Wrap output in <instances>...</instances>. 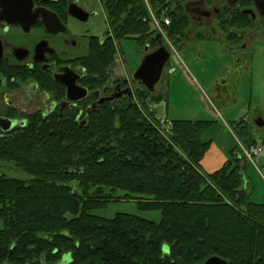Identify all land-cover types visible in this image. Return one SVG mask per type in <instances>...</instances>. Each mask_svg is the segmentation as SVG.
Instances as JSON below:
<instances>
[{
	"label": "trees",
	"instance_id": "obj_1",
	"mask_svg": "<svg viewBox=\"0 0 264 264\" xmlns=\"http://www.w3.org/2000/svg\"><path fill=\"white\" fill-rule=\"evenodd\" d=\"M99 2L113 39L93 52L97 76L115 65L120 41L140 45L159 32L150 12L161 22L169 18V40L188 27L177 0ZM167 96L162 91L157 102ZM210 124L164 126L150 113L106 111L92 114L85 128L52 115L0 132V161L30 176L0 174V264H59L64 255L67 264H202L212 256L264 264V203L242 189L246 160L234 148L218 170L202 169L209 142L201 135ZM234 128L244 145L256 144L248 127ZM115 201L158 210L161 219L91 214Z\"/></svg>",
	"mask_w": 264,
	"mask_h": 264
},
{
	"label": "flooded vegetation",
	"instance_id": "obj_2",
	"mask_svg": "<svg viewBox=\"0 0 264 264\" xmlns=\"http://www.w3.org/2000/svg\"><path fill=\"white\" fill-rule=\"evenodd\" d=\"M177 1L183 3L184 11L187 2L200 1L208 16L185 11L184 36L169 40L165 33H155L138 44L141 59L134 68L117 53L113 68L97 76L91 73L93 52L109 43L113 34L110 26L102 36H95L90 29L80 31L79 26L70 25L73 21L86 26L94 17L86 0H0V119L12 123L8 131L0 132L23 129L32 120L45 121L52 115L85 128L92 114L106 111H134L141 117L150 113L164 125L172 120L167 116L168 103L157 100L163 90L168 95L170 78L183 77L171 58L184 50L193 65L215 58L223 61L208 88L215 94L227 93L230 108H238L241 98L251 97L249 60L256 44L264 41V8L254 0H240L233 6L226 0ZM74 12L84 20L73 16ZM161 45L171 53L159 82L149 92L145 76L134 78V72L144 56ZM68 87L72 99L67 97ZM261 119L260 111L253 117L246 113L234 126L260 128L256 124ZM255 130L250 131L252 135Z\"/></svg>",
	"mask_w": 264,
	"mask_h": 264
},
{
	"label": "rangeland",
	"instance_id": "obj_3",
	"mask_svg": "<svg viewBox=\"0 0 264 264\" xmlns=\"http://www.w3.org/2000/svg\"><path fill=\"white\" fill-rule=\"evenodd\" d=\"M86 2L90 5V9L95 12L94 17L86 26L77 25L73 21H70V25L79 26L80 31L90 29L93 35L102 36L109 29L105 11L99 0H86ZM152 15L155 17L153 13ZM158 31L162 35L164 34L163 27ZM256 46L257 48L252 52L249 60L253 68L252 82L249 81L251 97L246 94L241 98L240 106L232 109L228 104L227 93H222L223 97H221L220 94H215L208 88L211 78L215 74H219L223 61L215 58L213 62H198L193 65L186 50L178 51L171 58V65L183 72V77L170 78L167 86V90L170 87L167 96L168 118L212 122L202 133L201 139L204 142H209V147L215 145L227 160L232 159L230 151L238 148L239 143H242L241 137L234 128V123L246 113L253 117L257 111L261 112L264 121V41L258 42ZM117 50L118 56L129 68H134L141 59L140 46L134 40L120 41ZM222 98L224 99L222 100ZM248 129L249 131L256 129L253 137L256 144L262 146L264 126L260 128L249 126ZM241 163L243 165L242 189L249 194L251 202L264 203V152L261 157L255 160L254 164L247 161H241ZM0 174L8 178L30 179L27 173L15 167L11 162L0 161ZM121 213L139 216L153 222H159L161 219L160 211L142 210L134 201L110 202L105 207L91 211V214L105 219H111ZM2 228L3 225L0 221V230ZM69 261L70 255H64L59 264H67Z\"/></svg>",
	"mask_w": 264,
	"mask_h": 264
},
{
	"label": "water",
	"instance_id": "obj_4",
	"mask_svg": "<svg viewBox=\"0 0 264 264\" xmlns=\"http://www.w3.org/2000/svg\"><path fill=\"white\" fill-rule=\"evenodd\" d=\"M230 6L235 5L240 0H226ZM254 3L260 7L264 8V0H254ZM78 10V9H77ZM80 11V10H78ZM185 11L191 14L208 16V12L204 11L202 2H187L185 4ZM73 16L79 18L80 20H84L82 15L80 16L77 12L72 13ZM159 36V35H158ZM170 50L161 45L157 50L144 56L140 66L134 72V78H140L141 76H145L146 79V87L149 92L154 90V86L159 82L163 69L168 62L170 56ZM71 88L68 87V99H72L69 90ZM258 127L264 126V121L261 119V122L256 124ZM12 127V123L6 120L0 119V130L2 132L8 131ZM202 264H228L226 260L220 258L219 256H212L208 258Z\"/></svg>",
	"mask_w": 264,
	"mask_h": 264
},
{
	"label": "built area",
	"instance_id": "obj_5",
	"mask_svg": "<svg viewBox=\"0 0 264 264\" xmlns=\"http://www.w3.org/2000/svg\"><path fill=\"white\" fill-rule=\"evenodd\" d=\"M150 16L152 19V23L153 25L158 29L161 30V28L163 26H167L169 25V18L168 17H163L162 18V22L160 20H157L152 13L150 12ZM239 153L241 155L242 158H244L247 162H250L252 164L255 163V160L259 157L262 156L263 152H264V137L262 140V146H259L257 144L255 145H250V146H246L242 143H239Z\"/></svg>",
	"mask_w": 264,
	"mask_h": 264
},
{
	"label": "crops",
	"instance_id": "obj_6",
	"mask_svg": "<svg viewBox=\"0 0 264 264\" xmlns=\"http://www.w3.org/2000/svg\"><path fill=\"white\" fill-rule=\"evenodd\" d=\"M209 83H210V81H209ZM208 86H209V84H208ZM169 92H170V88H169ZM221 97H223V96H221ZM223 99L224 98H222V100ZM172 120H176V119H172ZM226 161H227L226 157L218 151V149L216 148L215 145H213L212 147L211 146L209 147L207 152H205L204 157L201 160V166L205 172L211 173V172H214V171L218 170L219 168H221L222 165Z\"/></svg>",
	"mask_w": 264,
	"mask_h": 264
}]
</instances>
